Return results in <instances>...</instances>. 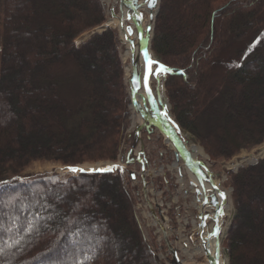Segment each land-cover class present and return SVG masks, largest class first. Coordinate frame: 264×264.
I'll use <instances>...</instances> for the list:
<instances>
[{"label": "trees", "instance_id": "obj_1", "mask_svg": "<svg viewBox=\"0 0 264 264\" xmlns=\"http://www.w3.org/2000/svg\"><path fill=\"white\" fill-rule=\"evenodd\" d=\"M263 12L264 0L158 2L150 50L173 70L169 113L214 162L264 142V39L216 80ZM104 23L99 0H0V264H156L117 170L22 175L34 162H115L132 141L117 31L75 43ZM228 184L227 264H264V158Z\"/></svg>", "mask_w": 264, "mask_h": 264}, {"label": "rangeland", "instance_id": "obj_2", "mask_svg": "<svg viewBox=\"0 0 264 264\" xmlns=\"http://www.w3.org/2000/svg\"><path fill=\"white\" fill-rule=\"evenodd\" d=\"M104 12H105V23L102 26H107V23L112 19L110 10L116 15L122 14V8L124 5L120 6L119 3L112 0L108 2L106 0H99ZM112 2L114 5L112 6ZM150 12L156 10L149 9ZM263 19V26L259 33L247 34L237 48H232L225 55L224 63L222 69L216 75L217 81H222V77L226 69H232L239 65L246 54H248L254 44L258 41L264 39V12L261 15ZM149 20V19H148ZM151 29L153 28V22L150 24ZM108 27L113 28L117 31L119 38V56L122 62L123 55V45L121 43L119 30L116 24L108 25ZM101 27H97L92 31H88L79 36L76 40V44H80L86 41L92 34L99 32ZM151 38V33H150ZM242 48V51L240 50ZM123 64V77L124 83L127 86L129 93L130 88V78L126 77L124 72ZM157 66L153 65L155 69ZM68 70L64 69L67 74L72 73V68L68 67ZM63 71V72H64ZM143 76V75H142ZM164 76H160V91L158 92L157 81H155L154 74L151 77L150 89L153 95L158 99L160 108L162 107L166 114L170 116L169 110L170 106L165 95V89L163 86ZM143 92V88L141 89ZM148 111L154 116L152 109L147 105ZM132 114L133 110L129 107V127L127 130L128 134L132 135V141L130 144L123 143L120 152L117 156L115 162L111 161H96V162H84L74 168L84 169L88 171L89 169H102L110 165H118L117 168L120 175L124 178L127 190L135 199V211L139 219L143 234L145 236L146 242L150 246L152 252L155 256L156 264H208L207 259L204 254L196 251V246L200 244L199 242V209L201 206L202 199L201 196H197L191 189L189 179L186 175L185 169L182 167V163L177 161L173 155V150L170 149L169 145L164 141L161 133L152 129L153 132L150 135H144V128L136 125L132 127ZM171 117V116H170ZM173 121V119L171 118ZM174 122V121H173ZM140 131L138 132V130ZM149 129V128H148ZM177 131L178 128H176ZM180 132V131H179ZM188 145H195L189 133H180ZM203 154L197 155V160L203 162L209 172L213 174V181L220 190L224 191L227 196V207L224 209V214L220 217L222 219V229L219 231V255L223 260L224 264H227V254L224 246L225 239L227 237L228 229L231 225V220L233 217L234 209L231 202V192L232 189L228 184L231 174L237 172L238 169L253 165L254 162L259 161L264 158V142L258 146H255L248 150H242L237 155L233 156L229 160H219L214 162L210 160L207 154L201 148ZM131 151V154L129 152ZM140 153H144V160L138 163L136 160L143 158ZM129 155V156H128ZM145 162L148 164L147 171H140L142 164ZM177 163V167L181 168V176L178 175L174 164ZM71 167H65L60 164L50 163V162H34L32 163L22 174L23 176H57L59 178L75 175L79 171L73 173L69 171ZM163 170V173H157L159 169ZM123 169V171H120ZM135 174V180H129V174ZM167 176L170 180V189L161 184L162 177ZM151 178V181H150ZM143 186V182L144 181ZM4 182V181H3ZM150 182H155V185H151ZM195 190V187L193 188ZM146 194V196H145ZM206 195H209L206 194ZM199 201V202H198ZM152 207V209H151ZM208 213H212L213 209L205 208ZM153 212V213H152ZM150 214V216H149ZM153 214V217H152ZM154 214L156 218L154 217ZM212 215V214H211ZM213 216V215H212ZM159 220L156 224L155 220ZM207 227L204 229L209 232L210 226H215L212 219L206 220ZM212 227V229H213ZM161 229V230H160ZM162 230H165V236L162 235ZM173 252L177 254V260L173 257Z\"/></svg>", "mask_w": 264, "mask_h": 264}, {"label": "water", "instance_id": "obj_3", "mask_svg": "<svg viewBox=\"0 0 264 264\" xmlns=\"http://www.w3.org/2000/svg\"><path fill=\"white\" fill-rule=\"evenodd\" d=\"M119 1V5L122 6L124 5L125 8H127L131 13H132V21L133 23L136 25V32L139 36V38L141 37V27L139 26L140 23L142 22L143 19V15L142 14H137L135 8H134V0H118ZM157 5V0H156V4L154 7H149L147 0H146V6L148 9H153L155 8ZM157 13V12H156ZM111 15L114 17V13L111 12ZM155 18V16H154ZM154 18H151V21L154 23ZM122 26V24H121ZM106 26L101 27L98 31H102L105 29ZM128 29H131L130 26H127V32ZM153 29V28H152ZM132 29H131V33L128 32V34H132ZM150 32H151V27H147V33H148V38H147V42H143L144 43V61H145V67H144V75L142 77V80L135 78L134 76L131 77L130 79V101H131V105H135L134 102V97L135 95L138 93V91L141 89V87L144 89V94H145V99L143 100V107L145 110H147V105L150 106V108L152 109L153 113L155 114L156 118L155 120H152L151 118H147L146 121L141 125V128H149V127H153L157 130H159L162 134H164V136H166L168 139H170L175 145H176V151L174 152L175 154V158L177 160H180L182 162V164L184 165V167L189 170L190 172H192L195 176V179L198 181V184L200 185L201 191H202V183L203 181L208 183L211 187V191L209 192V195H206L207 191L205 192H201L200 190L196 189L195 193L200 195H202V204L200 206L201 210H205V208H209V209H213L212 211V220L215 223V226L213 227V229L211 231L208 232L207 237L208 238H214L215 240V255L211 256L207 251H205V257L207 259L208 264H218V258H219V240H218V236H219V231L220 229L217 227V221L219 219V217H221L224 214V207L227 204V196L226 193L222 190L219 189L218 186L215 185V183L213 182L212 176L213 174L211 172H209V170L206 168L205 164L201 161L198 160H194L191 157V153L186 149V147L183 145V142L181 141L179 135L175 132L172 131L168 128V126L161 120L160 115H159V109H158V103L151 91V95L149 96V80L150 77H148V81H147V87H145L144 84V76L146 74V66H147V59L145 57V52H147V49L149 50V42H150ZM152 36V33H151ZM148 54V53H147ZM149 57V54H148ZM135 81V83H134ZM151 90V89H150ZM140 131V129L138 130V132ZM220 193H224V196H221ZM210 213H200L198 214V219L200 220V224H199V230H200V234H199V240L201 242V245L204 247L205 246V239L203 238V233H204V229L207 227V223L206 220L207 219H211L210 216H212ZM218 229V234H214L215 230ZM164 232V231H163ZM173 256L174 259L177 261V257H176V253L173 252Z\"/></svg>", "mask_w": 264, "mask_h": 264}, {"label": "bare ground", "instance_id": "obj_4", "mask_svg": "<svg viewBox=\"0 0 264 264\" xmlns=\"http://www.w3.org/2000/svg\"><path fill=\"white\" fill-rule=\"evenodd\" d=\"M108 2H111L112 0H106ZM134 8L137 12V14H142L143 19L140 23L141 27V37L139 38L137 32H136V25L132 21V13L125 7L122 8V14L116 15L110 19V21L107 23L108 25L116 24L117 29L119 30V35L121 39V43L123 45V55H122V62L124 63V72L126 77H135L140 80H142V75L144 74V67H145V61H144V43L147 42L148 33H147V27H151V18L155 16L156 11L150 12V10L146 6V0H134ZM112 6L114 5V2H112ZM117 3V2H116ZM131 17V19H129ZM149 19V20H148ZM122 24V26H121ZM127 26H130L132 29V34H128L127 32ZM104 27V26H99ZM106 28V27H105ZM147 53L151 54L150 50L147 49ZM152 58V57H151ZM152 60L156 61L153 57ZM157 79V78H156ZM159 87L157 88L158 92L160 89V78H159ZM157 81V82H158ZM145 99V94L142 90H139L138 93L134 97L135 105H132L131 109L133 110L132 114V127H135L136 125H140L146 121L147 118H151L152 120H155L156 116H153L148 110H145L143 107V100ZM159 115L161 120L168 126V128L172 131H176V126L171 120V117L165 113V110L159 109ZM166 143L169 145L170 149L173 151H176V145L165 136ZM181 141L183 142V145L186 147L187 150L191 153V157L194 160H197V155H202L203 152L201 148L195 146V145H188V142L186 139L181 136ZM175 169H177V163L174 164ZM186 175L189 179V182L194 184V186H197L200 191V185L198 184V181L195 179V176L192 172L189 170H185ZM202 193L205 191L210 192L211 187L208 183L204 182L202 183ZM192 191H194V187H191ZM203 195V194H201ZM201 200V199H199ZM227 207V206H226ZM199 212H201V208H199ZM228 209V207H227ZM150 216V214H149ZM211 219L213 216H210ZM223 221L222 219H219L217 221V227L221 230L222 229ZM213 226H210V229L212 230ZM208 232L205 231L203 233V238L205 239V246L203 247L201 243L196 246V251L200 252L202 254H205V251H207L211 256L215 255V240L214 238H208L207 237ZM218 264H224L222 258L219 255L218 258Z\"/></svg>", "mask_w": 264, "mask_h": 264}, {"label": "snow or ice", "instance_id": "obj_5", "mask_svg": "<svg viewBox=\"0 0 264 264\" xmlns=\"http://www.w3.org/2000/svg\"><path fill=\"white\" fill-rule=\"evenodd\" d=\"M148 6L149 7H154L156 4V0H147ZM129 19H131V17H129ZM128 32L131 33V29H128ZM145 57L147 59V66H146V74L144 76V84L145 87H147V81H148V77L151 75H155L157 80H159L161 75H166L167 73L173 71L172 69L168 68L167 66H165L164 64H161L159 61H154L152 60L150 57H148L147 52H145ZM157 65V67L155 68V70L153 69V65ZM135 83V81H134ZM151 95V90L149 89V96ZM118 165H110L106 168H102V169H89L88 171H100V172H110L115 170L116 168H118ZM69 171L75 173L77 171L79 172H83L85 171L84 169H77L74 167L69 168ZM120 171H123V169H120ZM221 196H224V193H220ZM218 229L215 230L214 234H218Z\"/></svg>", "mask_w": 264, "mask_h": 264}]
</instances>
